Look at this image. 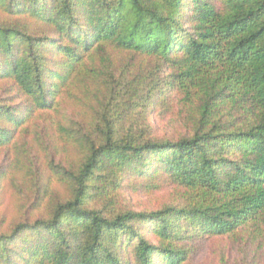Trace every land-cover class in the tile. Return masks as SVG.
Masks as SVG:
<instances>
[{
    "label": "trees",
    "instance_id": "trees-1",
    "mask_svg": "<svg viewBox=\"0 0 264 264\" xmlns=\"http://www.w3.org/2000/svg\"><path fill=\"white\" fill-rule=\"evenodd\" d=\"M0 13V82L23 102L0 98V149L65 97L93 114L60 128L82 156L54 166L70 196L0 229V264H192L191 243L245 232L264 254V0H0ZM166 91L190 134L134 130L141 99ZM160 178L181 204L118 209L128 182Z\"/></svg>",
    "mask_w": 264,
    "mask_h": 264
},
{
    "label": "rangeland",
    "instance_id": "rangeland-1",
    "mask_svg": "<svg viewBox=\"0 0 264 264\" xmlns=\"http://www.w3.org/2000/svg\"><path fill=\"white\" fill-rule=\"evenodd\" d=\"M3 20L4 15L0 13V22ZM166 92L165 96L153 98L152 104L146 97L141 99L138 114L132 121L134 130H146L154 138L170 140L190 134L182 97L174 91ZM0 98L23 106L16 89L9 83L0 82ZM92 115L77 99L65 97L56 110L36 112L19 129L13 143L0 149L1 231L25 220L34 222L47 214L51 202H64L70 196V186L57 178L54 166L75 167L81 163L82 156L77 142L60 132V128L81 129L92 121ZM129 125L130 122L122 132L131 130ZM144 184L139 180L128 182L120 194L118 209L154 212L181 204L182 189L169 180L160 178L153 186ZM46 195L48 199L35 208L38 198ZM190 246L192 264H264V254L257 252L258 245L247 232L221 240L200 239ZM254 256L258 263H254Z\"/></svg>",
    "mask_w": 264,
    "mask_h": 264
}]
</instances>
